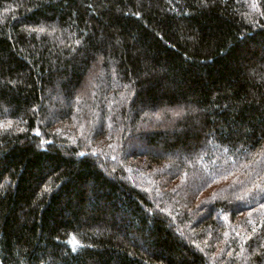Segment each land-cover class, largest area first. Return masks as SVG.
<instances>
[{"label": "trees", "instance_id": "obj_1", "mask_svg": "<svg viewBox=\"0 0 264 264\" xmlns=\"http://www.w3.org/2000/svg\"><path fill=\"white\" fill-rule=\"evenodd\" d=\"M0 264H264V0H0Z\"/></svg>", "mask_w": 264, "mask_h": 264}, {"label": "rangeland", "instance_id": "obj_2", "mask_svg": "<svg viewBox=\"0 0 264 264\" xmlns=\"http://www.w3.org/2000/svg\"><path fill=\"white\" fill-rule=\"evenodd\" d=\"M128 148H131V149H134V150L135 149H138V150H141L142 152H144L143 150H145V152L146 151H148V152L151 151L152 153L155 152V151H157V149L155 147H153V145L148 146V148H147V146L146 147L145 146H142V144L141 143H138L137 141H135V139H134V142H131L130 143V145L128 146ZM141 181H143V180H141Z\"/></svg>", "mask_w": 264, "mask_h": 264}, {"label": "snow or ice", "instance_id": "obj_3", "mask_svg": "<svg viewBox=\"0 0 264 264\" xmlns=\"http://www.w3.org/2000/svg\"><path fill=\"white\" fill-rule=\"evenodd\" d=\"M71 243H72L74 246H77V247L79 246V242L76 241L75 238L72 239ZM74 250H75V247H74Z\"/></svg>", "mask_w": 264, "mask_h": 264}]
</instances>
